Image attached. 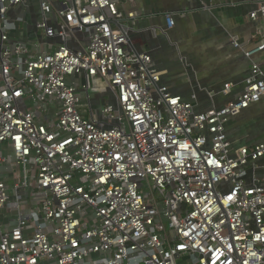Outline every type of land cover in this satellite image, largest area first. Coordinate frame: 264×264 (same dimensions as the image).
I'll list each match as a JSON object with an SVG mask.
<instances>
[{
	"label": "built area",
	"instance_id": "obj_1",
	"mask_svg": "<svg viewBox=\"0 0 264 264\" xmlns=\"http://www.w3.org/2000/svg\"><path fill=\"white\" fill-rule=\"evenodd\" d=\"M37 1V29L60 39L47 51L12 39L25 0H0V264H264V181L250 173L264 143L227 135L264 98V68L253 62L237 98L198 112L195 94L173 95L129 49L114 26L121 0Z\"/></svg>",
	"mask_w": 264,
	"mask_h": 264
},
{
	"label": "crops",
	"instance_id": "obj_2",
	"mask_svg": "<svg viewBox=\"0 0 264 264\" xmlns=\"http://www.w3.org/2000/svg\"><path fill=\"white\" fill-rule=\"evenodd\" d=\"M261 3L264 0H121L118 7L123 17L114 26L128 34L131 51L151 56L162 84L173 95L191 100L195 94L196 110L203 112L213 107L222 109L237 98L244 91L253 62L264 68V51L249 59L233 45L236 40L251 49L264 43V16L251 18ZM129 13L135 17L130 18ZM166 15L172 16V27ZM40 16L37 0H25L12 10V39L38 51L54 49L60 39L46 38L37 29ZM76 37L80 42H71L74 48L88 44L84 35L76 33ZM95 82L101 86L100 80ZM227 85L230 92L225 94ZM111 94L104 89L93 95L94 107L107 103ZM107 95L108 99L104 98ZM227 135L234 147L264 143V98L233 117ZM250 173L264 181V158ZM14 218L11 216V221Z\"/></svg>",
	"mask_w": 264,
	"mask_h": 264
},
{
	"label": "rangeland",
	"instance_id": "obj_3",
	"mask_svg": "<svg viewBox=\"0 0 264 264\" xmlns=\"http://www.w3.org/2000/svg\"><path fill=\"white\" fill-rule=\"evenodd\" d=\"M107 97V99H108V95L107 96H105L104 98H106ZM156 197L158 198V200H160L161 199V196H160V194L158 193V192H156Z\"/></svg>",
	"mask_w": 264,
	"mask_h": 264
},
{
	"label": "water",
	"instance_id": "obj_4",
	"mask_svg": "<svg viewBox=\"0 0 264 264\" xmlns=\"http://www.w3.org/2000/svg\"><path fill=\"white\" fill-rule=\"evenodd\" d=\"M132 45V43L129 41V46H131Z\"/></svg>",
	"mask_w": 264,
	"mask_h": 264
}]
</instances>
